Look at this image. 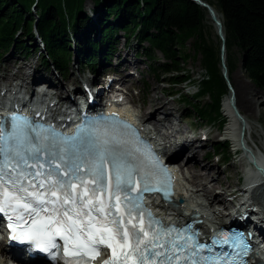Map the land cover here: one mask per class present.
Segmentation results:
<instances>
[{
	"label": "snow or ice",
	"instance_id": "1",
	"mask_svg": "<svg viewBox=\"0 0 264 264\" xmlns=\"http://www.w3.org/2000/svg\"><path fill=\"white\" fill-rule=\"evenodd\" d=\"M113 121L96 118L72 137L27 117L0 121V214L12 221L11 239L45 253L62 248L64 264H93L104 251L102 264H221L203 254L212 248L198 232L164 225L145 206V194L172 196V178L116 126L130 125ZM219 235L212 245L231 240L247 254L242 234Z\"/></svg>",
	"mask_w": 264,
	"mask_h": 264
},
{
	"label": "trees",
	"instance_id": "2",
	"mask_svg": "<svg viewBox=\"0 0 264 264\" xmlns=\"http://www.w3.org/2000/svg\"><path fill=\"white\" fill-rule=\"evenodd\" d=\"M206 1L223 16L228 74L241 63L247 76L264 90V0ZM84 2L0 0V55L16 46L27 55L35 46L48 68L66 75L75 47L76 57L94 73L99 64H110L123 32L126 44L136 38L151 71L158 77L169 74L171 83H180L187 79L180 72L183 60L190 56L184 48L192 37L193 58L201 55L208 74L198 95H209L211 99L204 105L193 101V106L201 119L223 124L221 100L229 87L221 47L219 52L203 25L206 16L209 18L204 6L194 0H93L95 8L89 13ZM157 51L162 52L164 61L157 62ZM181 96L191 103L189 97L183 93ZM214 146L223 147L221 143ZM223 150L226 153V148Z\"/></svg>",
	"mask_w": 264,
	"mask_h": 264
},
{
	"label": "rangeland",
	"instance_id": "3",
	"mask_svg": "<svg viewBox=\"0 0 264 264\" xmlns=\"http://www.w3.org/2000/svg\"><path fill=\"white\" fill-rule=\"evenodd\" d=\"M84 3L86 4L87 12L93 13L92 10L95 8L93 0H85ZM33 8L35 11L37 10L36 7ZM217 12L219 11L217 10ZM219 16H221L223 21V16L220 12ZM208 17H210L209 12ZM203 25L205 26L206 32H208V34L210 35V38L212 39L213 43L217 45V50L220 52L222 41L217 34V29L214 21L211 19L209 20V18H207L206 16ZM119 39L120 40L117 44L115 52L109 60L111 65L107 63L105 65V69L118 70V67L120 68L118 72L116 71V75L114 74L113 76L122 78L121 83H118L117 85L123 88L125 92H127L126 95L128 101L126 104V108L128 107V109L138 114L141 118H146L144 116V111L146 110L147 104L150 99L168 102L169 105H172V108L174 109V115H172L173 124H171L172 128L169 125V128L166 127L167 129L164 128L162 130H164V132L171 133L172 129L173 131H177L179 128H182V131L184 132L185 136H187L189 140H192L194 143H196L195 149L199 148L196 151H199L198 158L200 159L201 164V167L200 165H192L190 166V169L184 168V170L182 169L181 165H178V175L183 177L182 191L188 194V196L190 197L192 195L195 197V199L199 201L201 200V202H206L202 196H196L195 193L198 190L199 186H195L192 183V180L193 174L196 169L199 170L203 168L204 170L206 166L212 165L210 167V170L212 169V173L215 175L220 174L221 177L219 179L220 182L217 181L214 184L215 186L213 185L211 187V190L209 192L210 194L214 192H218L217 194H219L221 189L226 186L228 187V185L230 184H232L231 190H234L235 192L239 191L234 195L220 194V196H225L226 201L229 205L228 210L231 211L233 208H235L236 203H238L236 202L237 199L234 200L235 203L230 202L232 201L231 199L233 197L239 196L238 200L242 201L241 196L244 193L242 192V190L238 189L244 186V179H246L247 172L249 170L245 158L241 156H235L234 151L237 147L232 140L231 134H228L232 131L233 133H235L237 123L231 122L230 118L228 119V117L225 116L227 115V112L225 111V108L223 109L222 103H224L225 100L230 97L231 93H235L237 85L241 87V90L252 101V106H256L255 111L247 110L248 113L244 112L245 115H247L244 116L245 121L247 119L252 124V130L254 131V138L253 140L248 139L249 143L251 144V148L255 149L256 152H261L262 154H264V90L254 84V82L247 76L245 70L243 69L240 63L239 66L230 75L228 74L231 83L230 86L232 87V89H230L229 84L227 83L229 87L228 91L225 92L222 96L221 119L223 121V124L219 123V121L207 122L199 117L197 110L195 111V108L193 106V101L200 102L201 105H204L208 103L211 99L209 95H198L200 87L202 86V80L205 77H208V74L206 73V68L201 63V55L197 54L196 58H193L194 48L192 37L187 41V44L184 48V53L190 54V56L187 57L186 61L183 60L184 68L180 72L185 74L187 76V79L183 80L180 83H171L168 79L169 74H162L161 77H158L156 72L150 70V66L148 65L149 60H146L147 58L145 57V55L139 50L136 38L133 37L131 42L126 44L124 41V34L122 32L119 36ZM39 45L41 44L39 43ZM146 45L147 43L145 44V46ZM72 49L73 58L68 65L69 72L66 75H64L57 69H52L53 67L48 68L42 61L43 54L35 46H33V49L30 50L27 55L22 54V51L20 49H17V46L12 48L9 52L1 53L0 89L4 87L10 88V85H13L16 82H22L21 77H23V75L18 72L21 68H25L26 70L24 69V72H29L31 74H33L34 71L39 68L42 70L43 75L45 74L47 76L46 81H55L58 88L54 90L57 93H62L65 97L70 96L69 94L72 91L71 89L79 88L81 86V80L85 84L87 82V79L95 77V75L90 73V70L88 68H85L82 65L81 61H79V59L76 57L75 47H72ZM156 57L160 60L157 62H162L165 60L162 56V52L160 51L156 52ZM119 63H121L120 66L117 65ZM9 78H12V80L1 81L2 79ZM31 80L32 77L26 79V81L29 83H31ZM61 84H64V88L66 87V90L60 86ZM25 89L28 90L29 88ZM47 89L52 90L50 88ZM116 91L118 93V89L114 90V92ZM181 93L189 97L191 103H189L185 99H182L183 97L181 96ZM125 99L126 97L124 98V101ZM188 111H193V114L188 115ZM157 118L161 119L162 115H158L156 119ZM153 120H155V117L152 118L150 121ZM202 133H205L207 135L208 140H203L199 138L202 136ZM159 136H163V134L160 135L159 133ZM219 143H221L223 147L220 146L216 148L214 145H219ZM223 148H226V153L223 152ZM209 153L212 154L208 156ZM190 154L191 153H189V155ZM226 154L228 156V159H225ZM184 159H186L187 161L186 157ZM187 189H189V193ZM221 191L223 192V190ZM215 205L210 206L211 209H218L217 213L221 215V205ZM223 211L224 210H222V212ZM2 255L4 258H7L5 254Z\"/></svg>",
	"mask_w": 264,
	"mask_h": 264
},
{
	"label": "bare ground",
	"instance_id": "4",
	"mask_svg": "<svg viewBox=\"0 0 264 264\" xmlns=\"http://www.w3.org/2000/svg\"><path fill=\"white\" fill-rule=\"evenodd\" d=\"M218 14H219V12H218ZM209 16H210L209 18L212 20L213 19L212 16L210 14H209ZM220 18H221V16H220ZM24 69L25 68H21L18 71L21 73V75H23V77H21V79H22L21 80L22 81L21 87L23 86L24 88H29L28 89L29 91H35L36 90L35 87L40 85L38 83L41 80L46 81V79H47V76L45 74H44L45 75L44 76L42 70L39 68L37 70H35L33 74H31L29 72L28 73L24 72L26 70V69L25 70ZM29 77H32L31 83L26 81V79ZM18 79H20V78H18ZM3 80L11 81L12 78L2 79L1 81H3ZM121 80H122V78H121ZM47 81L51 82L52 80L51 81L47 80ZM117 83H119V82H116V86H117ZM53 85L55 87H49V88L50 89H57L58 88L55 81H52V83L50 84V86H53ZM10 86H13V85H10ZM60 86L63 89L66 88V87L64 88V84L63 85L61 84ZM79 89L81 90L80 87H79ZM114 90L115 89L112 88L111 92H113ZM1 91L2 90L0 89V92ZM33 94H34V92H33ZM44 94H47V92H45ZM60 94H62V93H60ZM81 94H84V92H81ZM118 96L119 97L117 98L118 99L117 101H119V100L124 101V98H125L124 95H118ZM57 97L63 99V97H61V95H57ZM66 98H70V96H68ZM117 101H115L109 107L108 113L121 112L122 114H125L126 116H128L129 119L135 123H138L140 121L139 116H136L130 109L126 108L125 106H120L122 104H120V102H117ZM232 101H233V104H232ZM21 108H22V105L18 102L17 103V109H21ZM224 108H225V111L227 112V115H225V116L228 117V119L230 118L231 122L237 123V127L235 128V133H233V131H232L231 133L228 134V135L231 134L232 140L237 147L236 150L234 151L235 156L244 157L246 160V163L248 165V170H249L247 172L246 179H244L245 180L244 186L242 188L238 189V190H242V192L244 193L241 196L242 201L238 200L239 196L233 197L231 199L232 201H230V202L232 203V202H234L235 199H237L236 202H238V205L235 208H233L232 210L236 209V210L240 211L244 207H246L248 209V212L251 213L252 219H255V221L258 222V229L261 231L260 236L262 239H264V154H262L261 152H256L255 149L251 148V144L249 143V140L250 139L253 140L254 131L252 130V124L247 119L245 121V117H244V116H247V115H245L244 112H247V110L255 111L256 106H254V107L252 106V101L241 90V87L239 85H237L235 93H231L230 97L227 98L225 100V102L223 103V109ZM39 109H44V108L40 107ZM4 110L5 109L1 108L0 114L2 112H4ZM173 110L174 109L172 108V105H169L168 102L150 99L148 104H147V108L144 111V116L146 117L145 121H149V123L153 124L156 127V129H158L159 131H160L159 128L163 129L164 127L166 128L169 125L171 127L172 126L171 124H173V121H172L173 120L172 115H174ZM158 115H162V118L156 119V117ZM154 117H155V120L150 121ZM165 134H166V137L168 139H170L169 141L171 142L172 147L174 146V151H175V155H174L175 159L174 160H176L179 156L181 157V160H183L185 157L187 158V161L181 165L183 170H184V168L190 169V166H192V165H195V166L200 165V167H201L200 159L198 158V152L199 151H196L199 148L195 149L196 143H194L192 140H189L187 138V136H185L184 132L182 131V128H179L177 131H173V129H172L171 133L165 132ZM201 135L208 138L205 133H202ZM199 138H201V137H199ZM189 153H191V154L189 155ZM179 162L180 161H178L177 163H179ZM211 166L212 165L206 166V168L204 170H203V168H201L199 170L196 169L194 174H193L192 183L195 186L197 185V186L201 187V188L198 187V190L196 191L195 194L197 197L202 196L205 199L206 202H204V206L206 208L210 209V214H211V217L213 219V222L215 224H218L220 222H227V221L232 220L233 216H229L228 214H226L225 217L222 218V217H220V215L217 212L212 210L211 207H209V206H213L215 204L221 205L222 210H224V211L223 212H221L220 210L219 211L222 215V213H226L225 210L229 209V205L226 201L225 196H220V194L221 195H223V194L224 195H234L235 193H237L239 191L235 192L234 190H231L232 184H230V185H228V187L227 186L224 188L222 187L223 189H221V190H223V192L220 190L221 193L219 192V194H217L218 192L217 193L214 192V193L210 194L209 192L211 190V187L217 181H219V179L221 177L220 174L215 175L212 173V169L210 170ZM175 173H177L176 170H175ZM207 184H209V185H207ZM187 191L189 193V189H187ZM178 197L183 198L181 194ZM194 201H199V200L195 199V197L191 195L190 198L185 199V205L193 206ZM253 201L257 207V209H254V210H253ZM176 202L178 203V201L172 202L170 204L171 207L165 208V211H168L172 215L176 216L175 218L182 217V216H184V214L189 213L190 207H187V206H181L180 207ZM239 211L237 213H239ZM259 258L264 260V251L259 256ZM5 261L8 262V258L6 260H4L0 257V264H6Z\"/></svg>",
	"mask_w": 264,
	"mask_h": 264
},
{
	"label": "water",
	"instance_id": "5",
	"mask_svg": "<svg viewBox=\"0 0 264 264\" xmlns=\"http://www.w3.org/2000/svg\"><path fill=\"white\" fill-rule=\"evenodd\" d=\"M195 2H197L198 4L204 6L209 14L212 16V20H214L216 29H217V34L220 37L221 41H222V46H221V57H222V65H223V69H224V75L225 78L227 80V83L229 84L230 89H232V87L230 86V79L228 76V68L226 66V35H225V31H224V25H223V21L220 18L216 8L211 5L208 1L206 0H194ZM233 104V101H232ZM243 133V132H242Z\"/></svg>",
	"mask_w": 264,
	"mask_h": 264
}]
</instances>
